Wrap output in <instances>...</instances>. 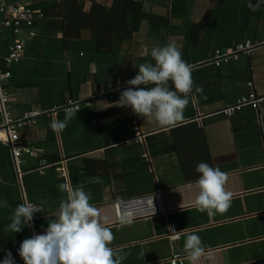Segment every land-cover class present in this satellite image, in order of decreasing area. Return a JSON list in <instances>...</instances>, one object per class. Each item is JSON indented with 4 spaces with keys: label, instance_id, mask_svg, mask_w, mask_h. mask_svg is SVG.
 I'll return each instance as SVG.
<instances>
[{
    "label": "crops",
    "instance_id": "obj_1",
    "mask_svg": "<svg viewBox=\"0 0 264 264\" xmlns=\"http://www.w3.org/2000/svg\"><path fill=\"white\" fill-rule=\"evenodd\" d=\"M255 3L0 0L44 15L18 34L2 25L0 15V72L10 73L0 83L9 96L6 113L16 118L80 103L62 129L50 127L53 118L64 120L66 113L59 111L21 131L22 142L36 156H23L19 165L1 130L0 110V259L11 251L16 264H24L19 244L54 219L65 196L57 189L64 168L74 186L83 185L111 230L110 246L122 256L121 264H171L175 254L188 264L183 247L188 233L198 234L205 247L199 264H264V102L257 110L221 113L251 90L264 97V5L253 11ZM169 40L190 65L192 87L182 119L164 127L116 102L137 65L155 63L147 50ZM19 43L21 58L7 66L11 48ZM245 43L257 45L250 56L220 67L210 64L217 50ZM101 91L106 95L100 97ZM135 122L145 136L140 144L133 142ZM41 160L53 165L43 174L36 172ZM200 162L227 173L224 187L232 197L223 212L209 215L194 204L198 189L192 182ZM157 193L160 211L148 203L134 210L121 205ZM25 200L39 203L41 212L13 233L6 225ZM172 225L181 234L175 242L168 237Z\"/></svg>",
    "mask_w": 264,
    "mask_h": 264
},
{
    "label": "clouds",
    "instance_id": "obj_2",
    "mask_svg": "<svg viewBox=\"0 0 264 264\" xmlns=\"http://www.w3.org/2000/svg\"><path fill=\"white\" fill-rule=\"evenodd\" d=\"M261 5L264 0H256L251 5L252 10H258ZM147 52L155 63L146 61L137 65L138 71L126 81L128 87L120 92L116 103L130 108L137 116L150 117L160 126H174L182 119L188 104L187 94L192 87L190 65L181 58L180 48L172 40ZM71 116L69 111L62 121L53 118L50 127L54 131L62 129ZM195 171L199 174L192 182L198 189L194 200L197 210L209 215L213 210L225 211L232 197L224 187L227 173L206 162L198 163ZM57 189L65 196L59 202L54 219L48 221L40 233L19 244L17 254L24 264H121L122 256L110 246L112 232L98 218L97 209L89 203L90 197L83 185L74 186L65 178ZM40 212L39 203L25 200L17 204L6 227L19 233L30 225L34 214ZM183 247L188 264H199L206 255L201 237L196 233L186 234ZM0 264H16L11 251L5 253Z\"/></svg>",
    "mask_w": 264,
    "mask_h": 264
},
{
    "label": "built area",
    "instance_id": "obj_3",
    "mask_svg": "<svg viewBox=\"0 0 264 264\" xmlns=\"http://www.w3.org/2000/svg\"><path fill=\"white\" fill-rule=\"evenodd\" d=\"M0 15L4 17L2 21V25L4 27H11L14 29L15 33H20L21 30L26 28H32L36 21L44 18V15L41 13L34 12L29 9L26 5L23 4H13V5H0ZM30 36H35L34 32H30ZM255 49H257V45L252 43L245 44H237L234 49H229L226 51L217 50L215 52L214 57L210 61V64L215 65L216 67H220L222 64H226L230 61L237 60L240 55H251ZM23 45L16 44L11 48L8 57L6 58V65L11 66L12 64L19 61L23 54ZM10 78V73L7 71L0 72V83L6 82ZM252 86V85H250ZM252 89V87H251ZM105 91L100 92V97L105 96ZM98 99V98H97ZM93 99V102L97 100ZM9 102V96L5 92L0 91V110L3 111L5 115L4 124L1 126V130L6 132L9 137V147L12 151L14 160L17 165L20 164L23 156H36V151L33 147L25 145L22 140L20 133L23 129L28 127H33L37 124V119L43 115H51L56 112H64L67 113L69 111L76 112L79 110L80 103L69 101L66 105L54 108L53 110H49L46 112L42 111H32L23 113L21 116L13 118L9 114L6 113L7 104ZM264 102V97H258L253 90H251L247 96L239 99L234 105L229 106L221 111V113L225 116H232L236 111L241 110L244 107H251L253 109H258ZM136 135L133 139L134 143L140 144L144 141V134L139 131L137 127V123H134ZM264 133V132H263ZM53 165L47 162L46 160H41L40 165L36 169V172L39 174H43L47 169L51 168ZM61 177L66 178V170L61 168ZM160 194H154L147 197H141L138 199L128 200L121 203L123 208L126 209H137L138 203H148L152 205L155 210L160 211V203L161 198ZM119 208V205H116ZM131 210V213L133 212ZM120 217V215H119ZM180 232L177 231L175 226L170 227V233L168 237L171 241L175 242L180 238ZM171 264H182V258L179 254H175L171 259Z\"/></svg>",
    "mask_w": 264,
    "mask_h": 264
}]
</instances>
